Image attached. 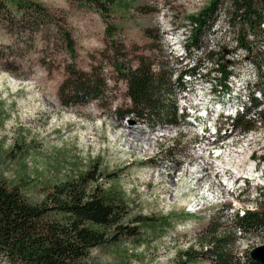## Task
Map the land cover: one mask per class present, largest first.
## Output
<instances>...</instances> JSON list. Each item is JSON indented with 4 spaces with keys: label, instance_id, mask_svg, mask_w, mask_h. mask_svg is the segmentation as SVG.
Listing matches in <instances>:
<instances>
[{
    "label": "rangeland",
    "instance_id": "374dc122",
    "mask_svg": "<svg viewBox=\"0 0 264 264\" xmlns=\"http://www.w3.org/2000/svg\"><path fill=\"white\" fill-rule=\"evenodd\" d=\"M31 1L45 8L39 13L18 6V2ZM210 1L116 0L111 5L110 20L116 26L113 43L118 48L121 44L125 46L122 52L128 60L134 63L137 54L146 53L155 62H166L173 70L174 90L172 95L164 93L168 102L172 99L177 104L183 102V92L175 76L180 68L192 65L195 60L188 56L191 45L189 48L186 45L194 23L192 16ZM222 1L223 7H230L231 0ZM44 9L49 16L44 14ZM223 10L216 16L219 26L214 20L215 30L205 37L204 46L212 49L216 59L225 64L227 59L218 48L231 45L232 52L244 54V60L239 62L244 63L246 70L250 65L247 52L233 40L234 29L227 22L224 25L226 18L220 17ZM23 14L31 18L22 22ZM62 23L75 40L74 65L105 82L102 96L69 105L62 103L59 85L67 77L71 61L58 29ZM146 26L151 27V37L144 33ZM105 27L106 22L96 8L77 0H6V6L0 5V176L10 184H19L24 195L38 203L48 190L45 187L85 169L97 159L103 172V180L99 179L98 183L121 191L128 217L140 219L134 224L140 232L135 236L122 234L116 241L91 249L86 263L179 264L181 251L192 246L199 249L200 241H206V236L198 238L197 234L212 217L220 229L227 230L235 227L234 214H241V209L264 210V186L253 189L248 184L246 188L235 189L239 195L223 209L220 203L224 197L215 199L214 195H229L228 187L222 192L216 188L214 165L204 150L206 145L198 143L195 124L184 122L180 108L176 110L175 123L150 124L135 115L117 118L114 112H122L132 104L125 80L112 65V40L106 35ZM157 34L161 37L157 38ZM260 44L257 37L254 45ZM251 65L257 80L256 68ZM205 66L209 67L208 60ZM212 77L208 75L204 80ZM192 80L195 88L200 86L199 78ZM188 95L193 99L192 94ZM259 104L258 109H263L264 98ZM129 122L143 130L141 137L157 135V139H151L150 146L145 141L136 145L127 140V131L121 124ZM219 122V127L236 131L224 117ZM252 123L248 133H235L226 139L232 144L229 152L225 150L218 158L223 165L247 169L255 161H263L264 120ZM201 157H206L207 165ZM198 161L204 165L201 174L186 172ZM113 171L111 177L105 175ZM243 171L247 175L248 171ZM201 175L204 176L201 185H196ZM211 183L215 187L213 196L205 205H199V210L189 212L186 206L199 203L198 197ZM256 193L260 196H254ZM237 236L235 253L242 260L251 248L264 244V232L237 233ZM210 263L204 256L193 262Z\"/></svg>",
    "mask_w": 264,
    "mask_h": 264
},
{
    "label": "trees",
    "instance_id": "16d2710c",
    "mask_svg": "<svg viewBox=\"0 0 264 264\" xmlns=\"http://www.w3.org/2000/svg\"><path fill=\"white\" fill-rule=\"evenodd\" d=\"M116 0H77L82 5L96 8L103 16L105 33L112 43L114 53L112 65L121 74L127 84V94L131 106L122 112H114L117 118L135 115L150 124L177 121V102L164 99V93L172 95L174 90L173 70L166 62H155L149 54L139 53L135 62L128 60L125 48L113 43L115 25L110 20L112 4ZM230 7H223L222 0H211L200 10L192 22H197L190 33L189 58H194V65H185L175 76L183 89V73L198 74L205 64L220 62L212 49L204 46L205 37L211 33L214 19L224 8L226 21L234 29L233 40L247 52L250 63L256 68L257 80L249 83L250 102L257 103L254 94L262 93L264 97V0H231ZM2 7L6 0H0ZM20 7H29L39 12L42 7L36 2H18ZM232 8V10H230ZM45 10V9H44ZM44 14L49 16L48 10ZM26 15V16H25ZM20 15L22 22L31 18ZM65 23V22H63ZM58 28L65 50L71 57L67 77L59 85L62 103L65 105L86 102L88 98L102 96L105 82L97 80L91 73L80 71L74 65L76 54L75 40L71 31L64 25ZM144 33L152 36L151 27L146 26ZM160 38V34H157ZM260 38V46L254 45ZM226 50L221 48V52ZM206 57L202 58V55ZM216 61V62H215ZM217 64V63H216ZM218 68V67H217ZM216 69V68H215ZM214 69V70H215ZM200 70V69H199ZM174 81V82H173ZM180 81V82H179ZM257 83V86L255 85ZM251 113L253 116H250ZM264 120V108L255 112L238 115L233 124L240 131L252 130L255 121ZM264 159V157L262 158ZM75 160V159H74ZM113 173V174H112ZM107 177L114 175L109 172ZM103 172L100 161L95 159L88 167L76 170L65 179L45 187L43 199L31 202L22 192L19 184H10L0 176V257L2 264H87L86 258L91 249L116 241L122 234L135 236L140 231L135 222L140 219L129 218L126 202L118 189L106 188L103 183ZM228 205H224L226 209ZM235 227L220 229L214 217L197 236H206L200 241L199 249L193 246L178 254L179 264H193L198 256H204L210 264H264L250 259L249 254L242 260L236 255L237 233L264 232V210H246L234 214ZM132 223L133 225H131ZM249 253V251H248Z\"/></svg>",
    "mask_w": 264,
    "mask_h": 264
},
{
    "label": "bare ground",
    "instance_id": "6f19581e",
    "mask_svg": "<svg viewBox=\"0 0 264 264\" xmlns=\"http://www.w3.org/2000/svg\"><path fill=\"white\" fill-rule=\"evenodd\" d=\"M195 27H196V23L191 27L190 32H192V30ZM251 64L252 63L246 66L247 67L246 70H243L237 75H233L232 77L221 76L216 63L209 64V67H206L207 65L205 66L204 64L199 68L201 70V73L198 72V74L196 75L195 74L190 75L189 72L183 73L182 78L186 79L183 80L185 84L184 85L185 87L182 89L183 97H181L183 102L182 104L178 102L177 104L178 108L180 109L186 108L190 112H226L224 117L230 119L233 117L234 112L236 113L242 112L243 114H245V112H255L257 110H260V108L258 109V107L260 106L259 103L260 100L264 98L262 96V93L257 92L254 94V97L258 101L257 103H253L250 102L251 97L248 92L249 83L254 82V80L256 79V76L252 69L253 66ZM192 65H194V62ZM199 69L197 71H200ZM208 75H212L213 77L210 78L209 80H204L205 77ZM193 78L195 79L199 78L201 80L200 86L197 85L195 88L192 85ZM211 80H213L214 82H212ZM186 81H188L190 85H188ZM188 94H192L194 96L193 99H190L189 97L190 95ZM121 126H123L127 131V133L125 134L126 139L127 140L130 139L129 141L135 142L136 145H140L141 142L145 141L147 142V145L150 146L151 139H154L155 137L157 139V135H154V137H152L151 135L144 134L143 137H141L140 134H142L143 130L141 128H137L134 126L132 127L130 122L127 124H121ZM223 132L226 134L234 135L236 133L235 135H239L243 133H248L249 131H240L236 129V131L233 133L232 130L224 129ZM230 144H232V142L228 143V141L224 140L222 141V144L218 145V147L216 148V151L218 152V158H220V156L224 154L225 150L226 152L227 151L229 152ZM203 158H202L203 164L207 165L208 162L206 161L207 160L206 157L204 159ZM262 160L264 161V159ZM203 164L201 163V161H198L195 165H191V167H189L190 169H186V172L195 171L197 174L199 173L201 174V171H204ZM221 164H224V162H221ZM224 166L229 167L230 165L226 166L225 164ZM243 175L245 174L243 173ZM246 176H249V171L247 175H245L244 177ZM203 177H204L203 175L199 176L195 184L201 185ZM224 200L225 199L223 198V200L220 203L222 206L225 205L226 201ZM244 211L245 210L241 209L240 213H243Z\"/></svg>",
    "mask_w": 264,
    "mask_h": 264
},
{
    "label": "built area",
    "instance_id": "2783aa9c",
    "mask_svg": "<svg viewBox=\"0 0 264 264\" xmlns=\"http://www.w3.org/2000/svg\"><path fill=\"white\" fill-rule=\"evenodd\" d=\"M220 17L225 19L226 18L225 12H222ZM214 20H217V27H218L219 26L218 17H216ZM195 23H197V22H195ZM224 25H225V20H224ZM214 30H215V27L212 28L211 33ZM221 48H222V46H219L218 49H221ZM225 48H226V50H224V52H220V53H224L223 57L227 59L226 63L225 64L223 63V68H221V64L219 65L220 62H216V61L215 62L217 63V67L219 69L221 76L232 77L233 75H237L238 73L243 71V69L245 68L244 63H241L242 62L241 60H244V54L232 52V46L229 44L225 45ZM239 61H241V62H239ZM247 209H251V208H247Z\"/></svg>",
    "mask_w": 264,
    "mask_h": 264
},
{
    "label": "water",
    "instance_id": "95a60500",
    "mask_svg": "<svg viewBox=\"0 0 264 264\" xmlns=\"http://www.w3.org/2000/svg\"><path fill=\"white\" fill-rule=\"evenodd\" d=\"M248 254L251 260L258 263H264V244L251 248Z\"/></svg>",
    "mask_w": 264,
    "mask_h": 264
}]
</instances>
